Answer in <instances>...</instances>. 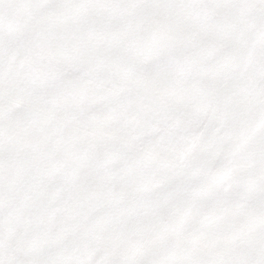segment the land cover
Returning a JSON list of instances; mask_svg holds the SVG:
<instances>
[{"label":"snow or ice","instance_id":"1","mask_svg":"<svg viewBox=\"0 0 264 264\" xmlns=\"http://www.w3.org/2000/svg\"><path fill=\"white\" fill-rule=\"evenodd\" d=\"M0 264H264V0H0Z\"/></svg>","mask_w":264,"mask_h":264}]
</instances>
